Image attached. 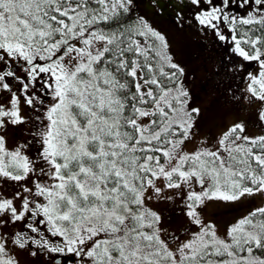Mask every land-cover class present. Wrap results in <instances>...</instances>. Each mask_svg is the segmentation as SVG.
Instances as JSON below:
<instances>
[{"label": "snow or ice", "instance_id": "obj_1", "mask_svg": "<svg viewBox=\"0 0 264 264\" xmlns=\"http://www.w3.org/2000/svg\"><path fill=\"white\" fill-rule=\"evenodd\" d=\"M142 3L0 0V264H264V0Z\"/></svg>", "mask_w": 264, "mask_h": 264}, {"label": "rangeland", "instance_id": "obj_2", "mask_svg": "<svg viewBox=\"0 0 264 264\" xmlns=\"http://www.w3.org/2000/svg\"><path fill=\"white\" fill-rule=\"evenodd\" d=\"M142 11H150V8L146 6V0H143ZM156 23L163 26L164 30L169 33L170 39L173 40V48L177 54L178 59H182L184 62L189 63L190 66L197 67L202 66L207 59V67L210 69L213 66V61L210 57L213 53L199 49L193 42L190 36L174 34L168 27L164 18H154ZM250 71H255L256 66L250 65ZM205 73L203 71L197 72V86L193 88L195 93L199 94V100L197 103L204 109V118L201 121L202 130L204 133H210L215 131L216 127L223 122H231L237 118L236 113L232 111V106L227 104L219 94L215 93L213 86L209 82H203ZM20 137L23 138L24 133L21 132ZM17 134L14 131L9 132V145H11ZM246 207L240 205H232L230 207H224L223 205L210 206L207 211V215L214 216L215 222L221 230L235 218L245 214ZM177 219V217H173ZM21 264H37L33 258L27 257L24 254L20 256Z\"/></svg>", "mask_w": 264, "mask_h": 264}]
</instances>
